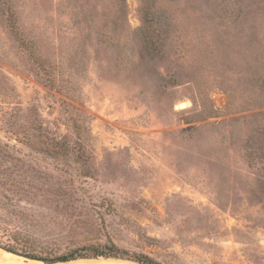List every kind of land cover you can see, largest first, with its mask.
<instances>
[{
    "label": "rangeland",
    "instance_id": "rangeland-1",
    "mask_svg": "<svg viewBox=\"0 0 264 264\" xmlns=\"http://www.w3.org/2000/svg\"><path fill=\"white\" fill-rule=\"evenodd\" d=\"M0 223L264 264V0H0Z\"/></svg>",
    "mask_w": 264,
    "mask_h": 264
},
{
    "label": "trees",
    "instance_id": "trees-1",
    "mask_svg": "<svg viewBox=\"0 0 264 264\" xmlns=\"http://www.w3.org/2000/svg\"><path fill=\"white\" fill-rule=\"evenodd\" d=\"M12 34L19 39L21 45L27 50H35V37L29 38L26 40L25 38L22 40L20 36L23 34L19 29L12 31ZM146 50H152L151 46H149ZM0 249L17 256L24 257L26 259L41 261L45 264H53V263H67L70 261L80 260V259H97V258H120L127 259L138 264H158L149 259L146 256L141 254H129L126 250H123L117 247L115 244H105V245H97V246H85L81 248H77L67 254L58 256L53 259H47L40 256H36L35 252L27 247V243L22 239H18L14 236L11 231L2 226L0 223Z\"/></svg>",
    "mask_w": 264,
    "mask_h": 264
},
{
    "label": "bare ground",
    "instance_id": "bare-ground-1",
    "mask_svg": "<svg viewBox=\"0 0 264 264\" xmlns=\"http://www.w3.org/2000/svg\"><path fill=\"white\" fill-rule=\"evenodd\" d=\"M187 103H184V107L181 109H186ZM0 264H45L40 261L23 259L16 257L12 254H9L0 249ZM65 264H136L129 261L115 260V259H105V258H97V259H80L75 261H70Z\"/></svg>",
    "mask_w": 264,
    "mask_h": 264
},
{
    "label": "water",
    "instance_id": "water-1",
    "mask_svg": "<svg viewBox=\"0 0 264 264\" xmlns=\"http://www.w3.org/2000/svg\"><path fill=\"white\" fill-rule=\"evenodd\" d=\"M182 107H184V103L179 104V108H182Z\"/></svg>",
    "mask_w": 264,
    "mask_h": 264
}]
</instances>
